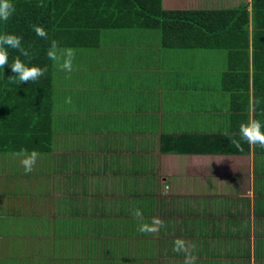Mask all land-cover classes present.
I'll use <instances>...</instances> for the list:
<instances>
[{
	"label": "crops",
	"instance_id": "crops-1",
	"mask_svg": "<svg viewBox=\"0 0 264 264\" xmlns=\"http://www.w3.org/2000/svg\"><path fill=\"white\" fill-rule=\"evenodd\" d=\"M240 31L165 49L153 31L110 29L75 50L71 73L58 65L52 150L29 174L0 151V264H183L177 240L195 245V264H264V149L226 138L264 121V53L251 25L246 49ZM153 218L164 226L138 231Z\"/></svg>",
	"mask_w": 264,
	"mask_h": 264
},
{
	"label": "trees",
	"instance_id": "trees-1",
	"mask_svg": "<svg viewBox=\"0 0 264 264\" xmlns=\"http://www.w3.org/2000/svg\"><path fill=\"white\" fill-rule=\"evenodd\" d=\"M43 2L46 6L38 7L39 0H13L17 9L15 15L7 22L0 20V34L22 36V46L32 54L33 63L48 66L46 76L35 83H9L8 76L13 75L10 64L18 54L9 49V65L0 68V151L17 153L27 148L48 153L52 150L53 100L59 82L57 74L60 75L56 72L59 63L46 57L52 39L57 40L61 48L91 52L103 40L104 31L130 29L159 34L160 44L165 49L207 48L217 45L210 40L214 37L238 38L240 29L247 39L241 41L240 46L246 49L251 25L254 53H264V0H251L250 5L219 10L164 9L162 0ZM32 25L43 26L49 39L38 37ZM224 33L226 35H222ZM262 57L259 61L264 60Z\"/></svg>",
	"mask_w": 264,
	"mask_h": 264
},
{
	"label": "clouds",
	"instance_id": "clouds-1",
	"mask_svg": "<svg viewBox=\"0 0 264 264\" xmlns=\"http://www.w3.org/2000/svg\"><path fill=\"white\" fill-rule=\"evenodd\" d=\"M38 7L46 6L43 0H39ZM16 6L13 0H0V20L7 22L16 13ZM36 35L42 39L48 40V32L43 26H31ZM23 37L16 34H0V68L9 65V49L18 54L10 64L13 75L8 76L9 83L26 84L35 83L45 77L48 73V66H39L33 63L32 54L28 49L22 46ZM75 50L71 47L61 48L59 42L55 39L50 40L46 51L48 60L59 63L61 70L71 73L73 70V61L75 59ZM23 57V59H22ZM66 103H71V98H67ZM259 103V101H257ZM264 115V112L261 113ZM229 143L238 151H243V144L247 143L250 147H259L264 149V121L256 118H249L246 122H241L237 133L227 135ZM17 156L21 157L20 163L24 168L25 174L31 173L41 155L40 152L27 148L20 149ZM137 218H142V212L137 209L135 212ZM163 221L159 218H153L152 224L141 223L138 231L142 233H156L160 227H163ZM195 245H191L184 240L175 241L173 251L182 252L185 256L183 264H195L196 257L193 255Z\"/></svg>",
	"mask_w": 264,
	"mask_h": 264
},
{
	"label": "built area",
	"instance_id": "built-area-1",
	"mask_svg": "<svg viewBox=\"0 0 264 264\" xmlns=\"http://www.w3.org/2000/svg\"><path fill=\"white\" fill-rule=\"evenodd\" d=\"M167 189V186L165 187V190Z\"/></svg>",
	"mask_w": 264,
	"mask_h": 264
}]
</instances>
